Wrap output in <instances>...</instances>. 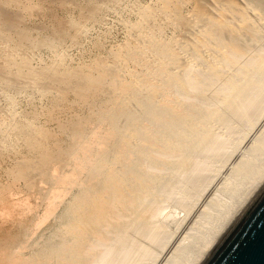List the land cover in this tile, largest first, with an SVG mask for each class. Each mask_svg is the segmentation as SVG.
Returning a JSON list of instances; mask_svg holds the SVG:
<instances>
[{"label":"bare ground","instance_id":"bare-ground-1","mask_svg":"<svg viewBox=\"0 0 264 264\" xmlns=\"http://www.w3.org/2000/svg\"><path fill=\"white\" fill-rule=\"evenodd\" d=\"M54 1L65 10L77 5L90 18L102 6V0ZM203 1L150 0L141 5L130 0L137 18L123 19L124 42L108 49L96 40L87 49L90 56L84 48L73 60L66 45L81 43L83 20L66 27L48 0H0V97L7 103L0 108V218L7 222L23 209L16 210L18 203L14 208L10 199L17 183L45 202L41 218H33L26 199V213L19 215L20 210L11 227H0V264H95L96 248L130 229L156 227L171 241L172 230L151 222L154 208L164 200L161 192L176 176L190 172L210 145L225 157L216 169L222 170L244 141H224V131L264 100L263 54L240 69L231 56L244 52L224 45L218 36L236 33L234 17L254 29L258 23L251 20V11L239 0H211V8ZM33 13L51 21L30 24L27 18ZM192 19L200 20L201 28L182 38L181 28L184 33ZM33 59L39 61L37 67ZM198 61L204 64L203 74L222 82V96L214 105L207 96L202 98L208 105L196 101V92L206 89L190 75ZM41 89L57 93L45 111L54 128L38 123L41 111L16 112L19 97H30L32 104ZM258 134L235 158L220 190L175 242L165 264H199L264 182V128ZM7 158L12 161L2 166ZM51 215L54 223L28 253L32 228Z\"/></svg>","mask_w":264,"mask_h":264},{"label":"rangeland","instance_id":"rangeland-1","mask_svg":"<svg viewBox=\"0 0 264 264\" xmlns=\"http://www.w3.org/2000/svg\"><path fill=\"white\" fill-rule=\"evenodd\" d=\"M206 1L208 2L205 3V0L203 1L204 5H206L208 8H211L212 6L211 7L209 6V4H211V0H206ZM239 1L241 2V5L243 4L242 7L245 6L244 9H246L248 13H250L251 11L250 13L251 15L250 18L252 17L251 20L253 22L257 21V22H254V24L256 25L258 23L259 26L256 25L254 29H251L248 26V23H246L245 25L244 22L239 21V18L234 17L233 19H231V22L233 25L235 24L234 28L236 29V33H232L229 31H222L218 34V36L220 40H223L222 42L224 45L226 46L235 45L238 48H240L242 52H244L241 54H236V55L234 54L231 56V58H233L232 60L235 61L236 66L241 69L259 60L261 58L260 56H262L261 54H263V57H264V0H239ZM22 2L23 4H26L28 0H22ZM49 2L51 5L49 4ZM54 2H55L54 0H52V3H51V0L50 1L48 0V4L52 7L55 4ZM119 2L121 3L117 6V8H115L117 5L116 0H102L100 2L102 6L100 10L98 11L95 18H90L89 16H86V12L80 9V7H78L77 5L67 10H65V8H59L57 7V5H54V7H56L55 14L59 18L63 17V20L66 22V27H71L74 21L82 22V20L84 21L83 24L86 26L85 27L86 30L81 31V34L78 35V37L81 36L79 37L81 41L80 44L73 46L71 41H67L66 47H68L71 58L73 60H78L79 58L78 56H80L79 53L80 51H82L81 49H84V48L86 49L85 52H88L86 53L87 56H90L89 48H91V44L94 43L96 40H100L101 42H103L104 46L107 47L108 49H111L112 47L120 45L121 42L122 43L124 42V40L127 37L126 36L127 26L126 24H124L123 19L128 18L129 20L133 21L137 18V14H136V11H131L132 9H130V6H129L130 0H122ZM137 2H139L141 5H146L150 2V0H137ZM46 18L39 14L33 13L32 17L27 18V22L30 24H33V23L34 24H42V23L49 24L51 20L50 18H47V19ZM195 20L196 19H192L191 21L193 22ZM258 20L261 23L258 22ZM192 22H190L192 25V26L190 25V28L192 27L191 30L189 28V25L187 27H184V29H186L185 30L186 33L185 32L183 33L184 31L183 27L181 28L182 38L189 36L190 34L194 32L195 29L201 28L203 24L200 20H196L195 24L194 22L193 23ZM198 23H201L200 24L201 26ZM238 23L240 25L243 23L242 24L243 26L238 25ZM244 25L247 28H245ZM170 31L171 30L168 29L167 31L168 34H170ZM239 32H241V34H239ZM256 35L257 37H255ZM233 36L235 38L234 40H233ZM181 37H180V40H182ZM239 45L241 47H239ZM87 49H89V51ZM46 52L47 51L44 52V55H46ZM32 64L37 67L39 65V61L36 59H33ZM240 64L243 66H241ZM203 67H204V64L201 61H198L194 67L195 71L193 72V74L192 72L190 74L191 76L193 75V76L198 77L201 80V82L204 84V86L206 87L205 90L196 92L197 97L195 98H197L196 99L197 103L202 104L204 106L208 105L204 101H207L208 100L207 98H209L210 99L208 100L209 105H214L215 104L214 101H217L216 99L219 100V98H221L222 96L220 93L222 82L221 80L216 81L217 79H213L208 74L207 75L203 74V71H202ZM191 79H192L190 80L191 85L195 86L196 83L194 82H196V79L193 77ZM56 94H57L56 92L49 93L46 90L41 89L40 91H38L36 94L32 96L33 97L31 98L33 100L32 104L31 102H28L30 97L21 96L19 97V99L21 100L20 104L16 106V112L18 114L20 113L23 114L24 111H30L31 109L41 111V115L39 117L38 123L42 125H46L48 127L50 125V127L54 128L55 127L54 123L49 124L50 118H48L45 111L49 108L51 101L53 100L52 98H54L55 96L57 97ZM202 96H205V97L207 96L206 97L207 100H204ZM263 101L264 100H262L261 103H259V106H256L258 107L257 109H250L245 114V116L237 117L235 118L234 121L232 120L228 126L229 128H227L224 131V138L226 139L224 141H227V142L237 141L239 137H243L244 141L241 144V147L236 152L237 154L235 155V157L231 159L232 161L230 160L222 170H220L219 172L216 171V169L219 167L220 160L224 159L225 157L224 156L220 157V155H218V152H217L218 146L210 145L203 151L204 153L203 152L201 153V156H200L201 158H199L198 162L196 163V165L190 172H184L176 176L177 178L175 177L176 178L175 182H172L170 186H168L167 188H164L165 190L163 189V191L161 192L162 199L164 200H162L161 206L159 207L157 206L154 208L153 210L154 214L152 213L151 220H152V217H154V219L151 222L155 221L154 223H158V225H161V227L166 228L168 230H172L174 232V237L170 239L171 241H169L167 235L162 233L156 227H145L146 229L142 228L139 231L133 230V232H130L131 229L126 230L128 231V233L125 231L124 233L120 235V237L117 236L116 237L117 239H114L113 241H111L112 245L111 243L108 244L107 246L101 245L98 247L100 250L96 248L97 249L96 252H99L100 254L97 255L98 260H96L97 262H95V264H165L166 263L165 261L168 260V258L170 257V254H172L171 251H173L172 249L174 248L175 244H177L181 240V238L185 236V234L188 232L191 226L196 223L203 209L209 204L211 199H213L215 195L217 194V192L220 190L219 188L222 182L224 181L225 177L229 173L230 171L229 169L232 166V163L236 160L235 158L239 154L246 151V149L249 147L248 145L250 144L251 140L257 137L259 135L258 133L264 128ZM6 107H7V103L5 99L3 97H0L1 110L6 109ZM238 118H239V121L236 120ZM221 147L223 150H225L228 146L222 145ZM227 151H228L227 153H229V149ZM11 161L12 160L9 158L5 159L2 162V166H7ZM33 174H34L33 170H31L28 176L32 177ZM3 180L5 181V176ZM16 186H15V189H13L14 191L12 192V194H10V195H13V197L10 196V199L13 205H15L14 202L18 203L16 204L17 207L16 205L14 206V208L16 207L15 208L16 210L19 209L18 207H22L23 209H19L17 210V212L13 209L15 213L17 214L16 215L14 211L12 210L13 207H11V211L14 213V215L12 213H10V215L12 214V217H14L15 215L18 216V213L22 212L19 215H23L24 213H26L24 211L26 209L23 207L24 206L23 202L27 199L28 203L30 202L29 203L30 207L32 208L34 207L33 209L31 208V213L34 216L31 215L30 212H29V215L33 216V218L35 217L34 219L38 217L41 218L42 217L41 215L44 214L43 211H45V202H42L43 200H40L41 198L40 195L36 194V195L29 196L30 194L28 193L27 190H25L23 182L17 183ZM16 190H17V193H16ZM17 200L21 203L22 206L21 205L19 206L20 203ZM35 205L39 207L36 208ZM59 207L58 209H56L57 210L56 213L54 212V215L60 211L61 207L60 208ZM54 215L53 216L51 215L50 218H48L45 222L41 223L40 224L41 226L37 225V227L39 226L38 228L35 226L32 228L31 232L33 233L31 234L32 238L30 237L31 240L29 242V247L27 249L28 253H31V246H30L31 243L37 240L42 234L46 233L47 230L52 225V223H54L53 222L55 221ZM31 216L29 218H32ZM14 218H12V220L7 219L9 220L7 222L5 221L6 218L1 219L0 227L1 226L11 227V225L14 223L11 224L10 221H13ZM17 218L19 219L20 216L16 217L15 219L17 220ZM2 222H4V224ZM125 234L127 235L126 237H125ZM121 236H123V238H121ZM118 238L119 239L121 238V239L119 240ZM176 241L177 243H175ZM167 250H169L170 252L169 251L167 252Z\"/></svg>","mask_w":264,"mask_h":264},{"label":"water","instance_id":"water-1","mask_svg":"<svg viewBox=\"0 0 264 264\" xmlns=\"http://www.w3.org/2000/svg\"><path fill=\"white\" fill-rule=\"evenodd\" d=\"M199 264H264V182Z\"/></svg>","mask_w":264,"mask_h":264}]
</instances>
